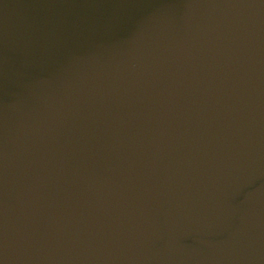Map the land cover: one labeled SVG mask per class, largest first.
Returning a JSON list of instances; mask_svg holds the SVG:
<instances>
[{
    "label": "water",
    "instance_id": "95a60500",
    "mask_svg": "<svg viewBox=\"0 0 264 264\" xmlns=\"http://www.w3.org/2000/svg\"><path fill=\"white\" fill-rule=\"evenodd\" d=\"M3 264H264V0H0Z\"/></svg>",
    "mask_w": 264,
    "mask_h": 264
},
{
    "label": "snow or ice",
    "instance_id": "6c2138e0",
    "mask_svg": "<svg viewBox=\"0 0 264 264\" xmlns=\"http://www.w3.org/2000/svg\"><path fill=\"white\" fill-rule=\"evenodd\" d=\"M0 264H3V262H2V261H0Z\"/></svg>",
    "mask_w": 264,
    "mask_h": 264
}]
</instances>
